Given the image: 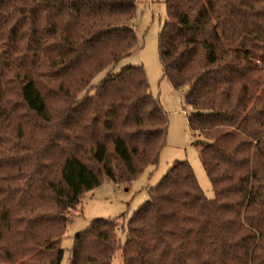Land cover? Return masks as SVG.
Returning <instances> with one entry per match:
<instances>
[{"label": "trees", "instance_id": "1", "mask_svg": "<svg viewBox=\"0 0 264 264\" xmlns=\"http://www.w3.org/2000/svg\"><path fill=\"white\" fill-rule=\"evenodd\" d=\"M165 3L160 63L214 198L175 162L128 221L123 264H264V0ZM135 17L136 0H0V263L61 264L81 196L157 163L167 118L142 68L91 85L136 49ZM115 227L92 221L68 264H111Z\"/></svg>", "mask_w": 264, "mask_h": 264}, {"label": "rangeland", "instance_id": "2", "mask_svg": "<svg viewBox=\"0 0 264 264\" xmlns=\"http://www.w3.org/2000/svg\"><path fill=\"white\" fill-rule=\"evenodd\" d=\"M165 1L136 0V17L132 22L137 38L136 49L99 73L91 82V85H97L107 74H118L127 67L142 68L151 96L166 114L164 146L157 163L145 167L129 184H115L103 179L99 186L81 196L78 205L66 216L67 225L59 244L63 250L61 264H68L75 236L85 231L94 220L115 223L119 249L114 253L111 264H123L121 246L127 236L128 221L149 199V190L161 181L175 162H186L204 197L208 200L214 198V191L199 159L197 144L202 139L199 135L193 136L188 128L191 109L183 102L185 90H177L171 85L160 63L158 40L167 17Z\"/></svg>", "mask_w": 264, "mask_h": 264}]
</instances>
